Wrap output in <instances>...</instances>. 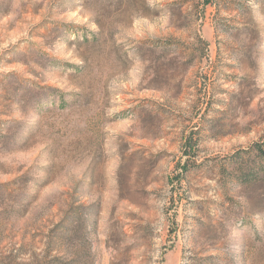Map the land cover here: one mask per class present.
Instances as JSON below:
<instances>
[{"label": "rangeland", "instance_id": "obj_1", "mask_svg": "<svg viewBox=\"0 0 264 264\" xmlns=\"http://www.w3.org/2000/svg\"><path fill=\"white\" fill-rule=\"evenodd\" d=\"M204 1L0 0V264H264L223 171L264 137V0Z\"/></svg>", "mask_w": 264, "mask_h": 264}, {"label": "trees", "instance_id": "obj_2", "mask_svg": "<svg viewBox=\"0 0 264 264\" xmlns=\"http://www.w3.org/2000/svg\"><path fill=\"white\" fill-rule=\"evenodd\" d=\"M209 1L204 2L207 4ZM203 44L207 45L205 42ZM157 46H160V50L166 51L171 47V44L165 42ZM141 50L143 49L141 48ZM152 50L150 48V51ZM158 76L159 79L165 78V75L158 74ZM223 171L228 172L226 174V177L228 176L227 183L236 186L240 191L264 190V137L248 148L238 150L230 155L223 166Z\"/></svg>", "mask_w": 264, "mask_h": 264}]
</instances>
